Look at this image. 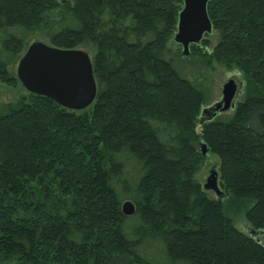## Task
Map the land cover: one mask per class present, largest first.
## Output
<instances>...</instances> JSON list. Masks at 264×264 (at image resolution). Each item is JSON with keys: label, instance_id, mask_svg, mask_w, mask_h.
I'll return each mask as SVG.
<instances>
[{"label": "trees", "instance_id": "1", "mask_svg": "<svg viewBox=\"0 0 264 264\" xmlns=\"http://www.w3.org/2000/svg\"><path fill=\"white\" fill-rule=\"evenodd\" d=\"M183 1L0 0V82L40 35L85 49L96 84L82 110L0 102V264H264L196 179L205 144L226 208L264 229V0L207 3L212 31L187 56L238 70L244 90L203 123L212 96L176 67Z\"/></svg>", "mask_w": 264, "mask_h": 264}, {"label": "water", "instance_id": "2", "mask_svg": "<svg viewBox=\"0 0 264 264\" xmlns=\"http://www.w3.org/2000/svg\"><path fill=\"white\" fill-rule=\"evenodd\" d=\"M209 0H184L178 14V22L173 40L182 47V54H189L191 44H198L212 31L206 6ZM15 74L21 86L29 93L52 99L70 110H82L90 106L96 95L91 57L83 49H61L45 42L32 41L20 57ZM238 85L229 79L223 84L221 96L204 107L198 117L199 123L213 119L217 114L232 109L235 105ZM205 154V144H200ZM205 187L211 188L218 197L222 191L216 183V171L209 175ZM122 213L133 214L135 207L131 201L121 205ZM260 242L264 229L248 230ZM261 243V242H260Z\"/></svg>", "mask_w": 264, "mask_h": 264}, {"label": "rangeland", "instance_id": "3", "mask_svg": "<svg viewBox=\"0 0 264 264\" xmlns=\"http://www.w3.org/2000/svg\"><path fill=\"white\" fill-rule=\"evenodd\" d=\"M60 1L64 2L67 0ZM59 11L60 10L55 12ZM35 40L45 42L40 35H37ZM171 44L173 46V43ZM176 67L178 71L188 79L203 83V85H205V87L209 90L210 95L212 96V102L217 101L220 98L222 86L229 79H232L238 85L239 92L237 93V96L235 98V103L242 97L244 90V79L243 75L236 69H227L216 63H212L210 66H206L204 65V62L201 60V58L187 55H182L179 59L176 60ZM25 92L26 90L21 86L19 81L14 84V86H10L0 82V102L14 100L17 97L25 94ZM229 111L230 109L221 113H227ZM203 155L204 160L196 173V179L209 196L218 198V196L211 188L205 187L206 181L211 172L216 171V183L220 191H222L221 199L225 206V213L232 218L233 224L239 230L246 234L249 233L248 230H250L251 228L248 222L246 221L244 214L242 212H234L232 209L226 208L228 203V197L225 195V192L222 190L219 184L218 157L212 152H206ZM259 239L260 242L264 245V233L259 236Z\"/></svg>", "mask_w": 264, "mask_h": 264}]
</instances>
